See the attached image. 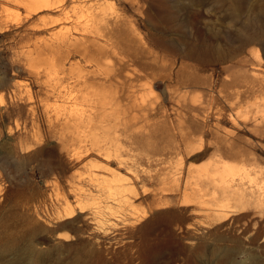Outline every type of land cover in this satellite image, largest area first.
Listing matches in <instances>:
<instances>
[{"label": "rangeland", "instance_id": "rangeland-1", "mask_svg": "<svg viewBox=\"0 0 264 264\" xmlns=\"http://www.w3.org/2000/svg\"><path fill=\"white\" fill-rule=\"evenodd\" d=\"M54 1L0 0V250L15 246L0 264H264L263 207L216 217L213 195L189 193L224 150L264 182V94L228 98L227 65L209 63L243 46L264 72V0L233 16L240 0ZM138 48L166 72L124 67ZM188 66L200 87L185 85Z\"/></svg>", "mask_w": 264, "mask_h": 264}, {"label": "bare ground", "instance_id": "bare-ground-1", "mask_svg": "<svg viewBox=\"0 0 264 264\" xmlns=\"http://www.w3.org/2000/svg\"><path fill=\"white\" fill-rule=\"evenodd\" d=\"M63 1H62V3H63ZM191 1L195 2L196 0H191ZM27 3H28V6L30 8L35 7V9H34L35 11L40 10V9H44V7L48 8V9H51L57 4L54 0H28ZM251 5H252V3L249 2V1H246V0H240L237 3H232V5H231L232 8L229 10L230 15H232V16L233 15H237L239 12H241L240 10H243V12H244L245 9H246V11H247L248 8L253 7ZM172 8H171V10H172ZM100 9L103 12V20L105 22H108L110 20V21H112L115 24V26L112 29H109L106 32L108 34H110V35H113V36L115 34H120V32H118L116 30L118 27L121 28V26H122V22H121L120 17L118 15L114 16V13H112V15L109 14L107 12V6L102 7ZM110 10H112V9H110ZM161 10L162 11H164V10L167 11V10H170V9H167V10L166 9H164V10L161 9ZM108 11H109V9H108ZM166 13H168V11ZM170 13H172V12H170ZM77 14H78V12H77ZM109 15H111V16H109ZM167 16H169L171 18L170 15H167ZM67 17H69V16H67ZM92 17L95 18L94 16H92ZM163 17H161V18H163ZM64 18H63V20H64ZM172 18H173V15H172ZM176 18H177V16H176ZM176 18L174 17L175 20H176ZM79 19H77V21ZM171 19H169V20H171ZM89 21L90 20L88 19L87 22H89ZM109 27H111V26H109ZM66 28H68V27H66ZM248 28H251V27H248ZM86 29L90 30L91 29V24H87L86 25ZM121 29H124V27L122 26ZM251 34L252 35L245 41V46L246 45H252V44L256 43L258 40H260L262 31H260V29H254L251 32ZM239 39H240L239 41H241L243 43V41H244L243 37L240 36ZM229 43H230V41H229ZM226 47H228V46H226ZM127 48L129 50H132L133 48H134L133 50H137L136 49L137 47H128L127 46ZM138 52H139L138 55H132L131 58L128 59V62L127 61L124 62V67L129 62L131 64H135V65H137V64L139 65L140 64L142 66V68L139 67L138 71L141 69L142 73H144V74L141 73L142 77H145V76L147 77V74L152 76V75H158L160 73L166 72L167 67L164 64H162V66H159V64L157 65V64H155V62L148 63V64H145V62H143V59H144L143 56H144L145 53H147V51H143L141 49V52H140V50L138 48ZM247 52H248L247 49L245 47H243V46L234 47L233 45H230L228 47V49L225 51V53H223L220 56H218L217 59L211 60L209 62V63H222V64L227 65L226 68L222 69V72L224 74H226V77L223 80L222 86L224 87V90L227 92V97L228 98H232V97H235V96H237V98L250 97V96H255L256 97V96H258L260 94H264V72H262L263 70L261 69V66H258L259 64L256 65L254 63V61H251L249 59H242V57H244L246 54H248ZM153 57H154V61H155L157 57H155L154 55H153ZM257 57H258V61H261V56H260L259 52L257 54ZM120 69H123V67L120 66ZM194 69L195 68H192L191 66H188V67H186L184 69L185 73L177 72L176 74H178V73L179 74L176 75V76L174 75V77H176V78H178L180 80V75L183 73L182 76L184 78V83H185V85L187 87H194V88L200 87L201 86V81L199 79H195L191 75L192 72L194 73V71H195ZM118 75H121V74L119 73ZM86 81H87V79L81 80V81L79 80L78 82L81 83V82H86ZM105 81L107 83H110V84L118 82L120 87L121 88L124 87V89L127 88L126 86L131 85V83L133 84V82H130V83L129 82H124V83L122 82L121 83V82L117 81L115 78H112V77L108 78L107 80L105 79ZM212 97L214 98L215 94H213ZM239 113H240V111H238V115H239ZM232 119H233V121H236L234 118H232ZM81 143H82V141H80V144ZM201 144H202V142H201ZM226 153H227V151H225V150H224V152H221L220 155L218 156V158H216L215 161H213V163L211 164V168L209 166L210 171L206 173L207 179H209L208 181L206 180L207 184L205 186H202V185L198 186L197 185L198 187H196V188L193 187L195 189H193L191 192H189L193 196L191 201H196L197 203H201L202 204L204 202L202 200V198H205L207 194H211L210 196L213 195L214 198H216L218 200L217 203L214 204V206H216V208L212 210V215L216 216V217H223V216L227 215L228 213L233 212L235 210H237V211L238 210H244V209L248 208L247 206H250V204H256V206H261V207L264 208V182L261 183V182L254 181L256 183L253 184L252 182H253L254 179L251 178V174H250L249 169L247 167L248 165L247 166L239 165L237 163H232V162L227 161V159H226L227 158V156H226L227 154ZM239 155H240V153H236V154L234 153L232 159H238L239 160L240 159ZM107 156H111V153L108 152ZM107 160H108V158H107ZM244 164H245V162H244ZM209 169H207V170H209ZM115 171L117 172V170H115ZM120 175H121V173H120ZM199 175H201V174L199 173ZM121 176H117V175L114 174V177H112L110 179V181H109V178H105L103 181L104 182L105 181L112 182L114 180V182L115 181L117 182V180H115V179L121 178ZM109 186H110L109 191L111 192V194H114L112 192H115V191L120 193L119 199H117L120 203L128 202L127 198H125V195H124V191L126 190V187L124 185L119 187V185H116V184H113V185L109 184ZM184 194L187 196L188 192L185 190ZM74 214H75L74 208L72 206H70V205H67L66 210H65L64 214L62 215V219L61 220L69 219V218L73 217ZM67 225H68L67 223L66 224H62V226L64 228L67 227ZM32 248H33V246H31L30 250H32ZM14 249H15V246H14L13 242H9L8 245L6 244V246H4L0 250V255L15 251Z\"/></svg>", "mask_w": 264, "mask_h": 264}]
</instances>
